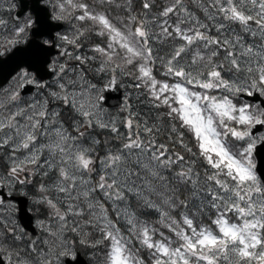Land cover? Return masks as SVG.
I'll use <instances>...</instances> for the list:
<instances>
[{
  "label": "snow or ice",
  "instance_id": "snow-or-ice-1",
  "mask_svg": "<svg viewBox=\"0 0 264 264\" xmlns=\"http://www.w3.org/2000/svg\"><path fill=\"white\" fill-rule=\"evenodd\" d=\"M52 7L53 20L80 22L71 36L58 34L60 45H39L66 58L51 64L56 90L32 103L17 92L0 98V187L33 185L50 223L32 238L0 217V264H66L76 243L101 249L100 264H264V177L252 162L264 110L230 98L264 96V0H139L136 12L132 0ZM116 9L125 15L112 16ZM35 24L18 23L0 48L11 51ZM89 34L104 39L84 51ZM88 73L109 75L104 89L130 77L141 110L126 95L125 115L106 119L104 89ZM233 141L245 144L234 150ZM136 208L154 209L172 235ZM204 216L207 224L195 222Z\"/></svg>",
  "mask_w": 264,
  "mask_h": 264
},
{
  "label": "rangeland",
  "instance_id": "rangeland-1",
  "mask_svg": "<svg viewBox=\"0 0 264 264\" xmlns=\"http://www.w3.org/2000/svg\"><path fill=\"white\" fill-rule=\"evenodd\" d=\"M44 2H45V4H47L50 7L51 12L53 14L52 5L54 3V0H45ZM88 2L90 4H92V3H94V0H88ZM118 2H123V0H118ZM156 2H157L158 5L162 6L163 4L167 3L168 0H156ZM9 5H11V8H9ZM2 8H3V11L6 12V13L9 11L7 13L8 15H7V18H6L7 24L4 27V30H3V33H2V39L4 37L11 38L13 28L18 23L19 24H23L28 17H31L33 19L32 15H30V16H27L25 18H22L19 21L14 20L12 18V13H13L14 9L16 8V5L11 0H4L3 3H2ZM133 8H134V12H136L134 5H133ZM192 9L194 11H196L194 6L192 7ZM157 11H158V9H153V13H155ZM111 15L114 16V17H116V16L123 17L125 15V13L122 10H120V9H116L115 11H112ZM64 22L66 24V27H65L64 30H62V31H60L58 33L59 35L67 34V35L71 36L72 32H73V26L80 25V22L75 21V20H71V19L68 20V21H64ZM28 32H29V30H28ZM28 32H27V34H28ZM27 34H26V36H27ZM57 39H58V37H57ZM103 39H104L103 37H97L94 34H89V39L84 41V43L86 45L84 51H87V48L91 47V45L93 43L100 42ZM59 42H60V44L62 43L60 40H59ZM69 46H70V49H68L69 52L74 53V54H82L80 52V50L74 49L73 46H71V45H69ZM89 55H91V53H89ZM65 59H66L65 57H60V55H58V56H55L53 58V62L55 61L57 63H63ZM72 63H75V62H72ZM109 78H110L109 75L104 74V73H101L99 75H95L93 73H88V79L92 83L96 84L98 88H101V89H104V85L108 83ZM22 79L25 80V78L19 76L13 82L7 83L6 85L2 86L0 88V98H6L7 95L10 94L11 92H17L19 94V98H20L21 103L25 104V103H32L34 100H41L44 97H47L49 91L56 90L55 82H54L55 81V74H54V76L51 79L48 80L47 86L45 88H41L40 87L39 90L35 93V95L24 98L20 94L19 89H18V85H19V83L21 82ZM27 79H32L33 80L34 77L30 75V76L27 77ZM118 80L120 81L121 85L123 86L124 90L126 91L127 95L129 96V102L134 106V109L137 110L138 106L140 105V103L137 102V99H136L137 90L132 87V84L134 83V81L128 76L118 77ZM40 85H41V83H40ZM213 94H215V93H213ZM230 98L232 99L233 103H235L237 106H240V105H243V104H248V105L253 106V108H258V109L264 110V109H262V107L259 104H255L253 102H249V101H247L245 99L240 98L237 95L231 96ZM141 99H142V97H141ZM49 106L50 107H59V102H56V103L52 104V102L50 100ZM102 107L105 110V113H106L105 118L106 119L109 116H111V117H123L125 115V113H123L121 111L122 108L124 107V104H123V106L120 109H117V110L109 109V108H107V107H105L103 105H102ZM61 110L63 112L62 118L67 117V115H68L67 110H64V109H61ZM121 131H125V130L123 128H121ZM93 135H97V138L101 139L102 141L105 140V139H109V140L111 139L110 134L107 131H105V130L97 129L93 133ZM261 136H264V132L259 133L258 136H256V137L254 136L255 138H257V144L262 141V140L259 139V137H261ZM234 142L239 143V141H234ZM243 142L245 143V141H243ZM241 145L242 144L239 143V146H237L236 148L239 149ZM101 147H102V145L101 146H97L98 150ZM252 162L256 165V157L254 155V152L252 153ZM2 170H3L2 167H0V171H2ZM9 188H10L11 192H15V193L19 192L20 194H24V195H26V196H28L30 198V200H29V209L33 212V214L35 216L36 225L38 226V229H40L39 231H41V237L46 236V233H45L44 229L41 228V226H40V222H44L45 225L50 223V212H51V210L47 207V205L37 202L39 200V198H40V193L37 191V189L33 185H28V186H24V187L13 186V187H9ZM0 217H3V219L9 223V226H12V224L14 222L15 226H17L19 229H23L24 230V228L21 226V224L19 222L18 215H17V206H16V204L14 202H10L8 205L0 207ZM177 218H179V217H177ZM154 219H155L154 222L146 220V219H141V220L144 221V222H147L149 225H152V226L160 228V230L165 233V236H171L172 235L171 233L168 232V230L166 228H163L162 226H160L157 223L158 220H159V214L158 213L156 214ZM121 222L124 223L123 221H121ZM195 222L197 223V219H196ZM201 223L207 224L208 223V219L206 218L204 221H201L200 224ZM28 235L31 236L30 234H28ZM95 238H96V235L94 234L92 239H95ZM156 238L159 239L158 236ZM172 238H173V240H175L174 236ZM68 239L72 240V239H77V238H76L75 234H68ZM74 251L76 252V254H77L78 251L83 253L86 256V258L88 259L89 264H100V260H101V257H102V250L101 249H92L90 247L82 246L79 243H76L74 245ZM144 255L147 256L148 253L145 252ZM66 258L67 257H65L64 260H66Z\"/></svg>",
  "mask_w": 264,
  "mask_h": 264
},
{
  "label": "water",
  "instance_id": "water-1",
  "mask_svg": "<svg viewBox=\"0 0 264 264\" xmlns=\"http://www.w3.org/2000/svg\"><path fill=\"white\" fill-rule=\"evenodd\" d=\"M41 0H33L31 9L35 12L36 21L38 26L33 29L34 38L25 47H18L7 58L0 59V85L5 84L11 76L22 66H27L36 72V75L42 81L52 77L54 72L51 68L47 67L51 61V56L57 53L55 46L40 48L39 45L42 42L37 39L42 35H53V32L60 30L63 27L61 22H53L49 19V11L45 6L40 5ZM21 8L16 13V17L20 16L27 10L28 4L26 0H18ZM41 6V7H40ZM43 7V8H42ZM54 45V44H53ZM33 87L28 88V84H24L23 92L32 90ZM103 95L105 101L103 105L109 108H119L124 103L125 92L117 81V85L111 88L105 89ZM246 99L260 102L264 107V97L259 93H255L252 96H248L245 93L239 94ZM264 131V125H256L252 128V135L257 132ZM257 156V170L259 174L264 177V141L256 147ZM0 198L5 201L8 199L14 200L18 203V218L23 227L30 231L32 234L37 235L39 233L38 227L35 225V217L28 208L29 199L25 195H15L6 191V186L0 187ZM67 264H88L87 259L81 253L77 254L75 261L71 258L66 260Z\"/></svg>",
  "mask_w": 264,
  "mask_h": 264
},
{
  "label": "flooded vegetation",
  "instance_id": "flooded-vegetation-1",
  "mask_svg": "<svg viewBox=\"0 0 264 264\" xmlns=\"http://www.w3.org/2000/svg\"><path fill=\"white\" fill-rule=\"evenodd\" d=\"M3 1L4 0H0V18H3L4 20H6V18H7V13L9 12H4L3 11V8H2V3H3ZM11 1H13L14 3H15V5H16V8L14 9V11H13V13H12V18L14 19V20H16V21H19V20H21L22 18H25V17H27V16H30V15H32V17H33V20L35 21V15L33 14V12L31 11V6H32V4H33V1L32 0H26L27 1V3H28V5L30 6L29 8H27V10L20 16V18H17L16 17V13L20 10L19 9V7H20V5H19V3H18V0H11ZM49 9H50V7H49ZM50 11H51V9H50ZM51 14H52V12H51ZM7 21V20H6ZM36 25V24H35ZM34 25V26H35ZM64 26L66 27V24H65V22H64ZM4 27L5 26H0V40H2V33H3V30H4ZM57 37H58V34H57ZM57 37H56V39H55V43H56V45H60V42H59V40L57 39ZM31 39H32V29H29V32H28V34H27V36H25L24 37V42H22V43H19V44H17V45H15L14 47H12V49H11V51H7V52H5V50H4V48H0V52H2V53H4L3 55H0V59L1 58H5V57H7L12 51H14L16 48H18V47H24V46H26V45H28L30 42H31ZM42 42L44 41V40H49V41H51L52 43H53V39L51 38V37H42L41 39H40ZM57 47V46H56ZM59 48V47H58ZM60 49V48H59ZM68 49H70V46L68 45ZM58 55H60V53H58ZM57 55V56H58ZM51 64H52V62H51ZM51 64H50V66H51ZM21 72H27L28 73V76H33L34 77V79L32 80V79H22L21 80V82L19 83V85H18V89H19V92H20V94L25 98V97H30V96H33V95H35V93L39 90V88H40V83H41V85H44L45 87L47 86V82H48V80H46V81H39V79L37 78V75H36V72L35 71H33L32 69H29L27 66H23V67H21L20 69H18V71L11 77V79L7 82V83H11V82H13L16 78H18L19 76H21L20 74H21ZM28 80H31L32 82L31 83H29L28 82ZM40 82V83H39ZM6 83V84H7ZM5 84V85H6ZM24 84H28V88H30V87H33V89L32 90H30V91H27V92H23L22 90H23V86H24ZM2 86H4V85H2ZM2 86H0V88L2 87ZM45 87H43V88H45ZM4 88V87H3ZM256 136H258V134L257 135H255V137ZM240 143H242L243 145L245 144L243 141H239ZM260 143V142H259ZM257 145V144H256ZM237 146H239V143L237 144ZM255 167H256V165H255ZM259 175V174H258ZM6 191L7 192H9V193H12V194H15V195H21L19 192L18 193H15V192H11L10 191V188L9 187H7L6 186ZM24 195V194H23ZM26 196V195H25ZM28 197V196H27ZM29 198V197H28ZM29 200H30V198H29ZM10 202H14L15 204H16V206H17V202L16 201H14V200H11V199H8V200H6L5 201V203H4V205L3 206H6V205H8ZM3 206H0V207H3ZM18 207V206H17ZM28 207H29V203H28ZM18 209V208H17ZM36 221V220H35ZM20 222V221H19ZM21 224V223H20ZM22 226V225H21ZM23 227V226H22ZM24 228V227H23ZM24 230L28 233V234H30L33 238H35V237H37V236H41V231H39V234H37V235H33L30 231H28V230H26L25 228H24ZM40 230V229H39Z\"/></svg>",
  "mask_w": 264,
  "mask_h": 264
},
{
  "label": "trees",
  "instance_id": "trees-1",
  "mask_svg": "<svg viewBox=\"0 0 264 264\" xmlns=\"http://www.w3.org/2000/svg\"><path fill=\"white\" fill-rule=\"evenodd\" d=\"M132 3L135 7V10L139 11V0H132ZM189 6L193 7L191 4ZM196 12H197V15H199V16H201V18H203V14L201 12H199L197 9H196ZM137 102H139V101L137 100ZM141 108H142V105H139L137 110L139 111V110H141ZM188 142H189L190 146L194 147V142L192 141V138L190 136L188 137ZM194 150H195V147H194ZM136 212L141 219H146V220L153 221V222L155 221L154 217L157 214V212L154 209H149V208H143V209L136 208ZM206 218H207V216L197 217L196 218L197 223L200 224V222L204 221ZM120 223H122V222H120ZM122 225H123V223H122Z\"/></svg>",
  "mask_w": 264,
  "mask_h": 264
},
{
  "label": "bare ground",
  "instance_id": "bare-ground-1",
  "mask_svg": "<svg viewBox=\"0 0 264 264\" xmlns=\"http://www.w3.org/2000/svg\"><path fill=\"white\" fill-rule=\"evenodd\" d=\"M53 104V103H52Z\"/></svg>",
  "mask_w": 264,
  "mask_h": 264
}]
</instances>
